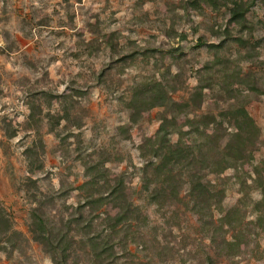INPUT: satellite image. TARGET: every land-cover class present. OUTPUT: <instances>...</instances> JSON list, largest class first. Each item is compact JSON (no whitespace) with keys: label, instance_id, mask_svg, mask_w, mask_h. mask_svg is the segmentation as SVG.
I'll return each instance as SVG.
<instances>
[{"label":"rangeland","instance_id":"374dc122","mask_svg":"<svg viewBox=\"0 0 264 264\" xmlns=\"http://www.w3.org/2000/svg\"><path fill=\"white\" fill-rule=\"evenodd\" d=\"M190 1L0 0V203L9 219L0 221L9 235L0 264H55L30 230L34 212L67 234V264H264V0L248 13L254 35L230 23L226 7ZM238 36L252 43L240 45ZM216 58L245 79L243 87L232 84L248 94L262 132L237 166L205 171L225 193L201 214L185 189L154 201L158 187L145 188L146 139L155 136L162 108L137 115L131 99L148 81L169 80L172 96L185 100L203 81L215 82L205 66ZM217 93L208 89L199 110L168 123L219 114L230 103ZM232 131L225 122L219 133L227 139ZM91 176L98 181L85 184ZM119 178L141 216L103 262L88 243L103 216L91 229L68 223L79 209L87 219V199ZM102 210L105 218L117 208L106 203Z\"/></svg>","mask_w":264,"mask_h":264},{"label":"trees","instance_id":"16d2710c","mask_svg":"<svg viewBox=\"0 0 264 264\" xmlns=\"http://www.w3.org/2000/svg\"><path fill=\"white\" fill-rule=\"evenodd\" d=\"M201 2L207 3L216 9L226 7L229 11V22L234 23L241 31L247 29L254 35L256 24L248 18V13L255 5L256 0H191V5L201 7ZM229 34V29L225 34ZM226 34V35H227ZM185 37V36H184ZM200 44L204 45V40ZM236 41L240 45L252 43L243 36H238ZM222 44H212L220 49ZM212 63H207L205 69L213 71L215 82L203 81L197 85L191 95L185 100H177L172 96L176 89L169 80L165 83L148 81L134 93L131 99V107L137 110V115L142 110L162 108L159 116L160 126L154 137L146 139L150 148V154L143 172L145 188L151 185L157 186L152 193L154 201L161 199L164 194H181L185 192L192 203L197 205L199 213L211 211L214 201L222 199L224 190L219 189L211 180L205 179V171L221 174L228 168L237 166L238 162L244 161L257 145L262 129L254 116L247 108L248 94L235 90L233 82L244 86L246 81L238 75L230 66L219 67V62H225L226 58H216ZM180 75V74H179ZM178 77V76H177ZM217 77V78H216ZM235 77V80L232 79ZM176 79V78H175ZM234 80V81H233ZM248 83V82H247ZM208 89H218L217 98L229 102L228 108L219 114L210 112L202 114L193 121L185 120L182 124H170L168 120L175 118L177 121L183 115L189 116L191 111L199 110L206 100ZM248 90L257 91L258 86L253 82L248 83ZM136 115V118L138 117ZM228 122L232 129V135L226 139L219 133L220 127ZM188 127L185 129V127ZM212 127V128H211ZM178 135V140L172 141V136ZM31 151V148L28 149ZM250 151V153H248ZM30 155V154H29ZM221 155V156H220ZM248 155V156H247ZM253 155V154H252ZM151 169L154 176L150 174ZM97 178H91L85 184H95ZM108 188L102 194L89 197L84 207L90 210V216L84 219V211L78 210V215L68 225L79 226L83 229L92 228L95 219L103 216L104 225L96 234H88V243L99 261H112L115 250V239L122 231L129 236V231L134 223L140 219L141 211L137 205L128 199L123 179H117L115 184L107 183ZM106 203L117 208L114 215L110 213L104 218L105 212L102 206ZM0 221L7 225L9 222L5 214V208L0 203ZM30 230L34 238L40 242L48 253L51 254L55 264H67L69 258L66 233H60L50 227L39 212L33 213ZM81 230V229H80ZM6 228H0V248L6 242L3 237H9ZM126 239H128L126 237ZM127 241V240H125ZM123 243V242H121Z\"/></svg>","mask_w":264,"mask_h":264}]
</instances>
